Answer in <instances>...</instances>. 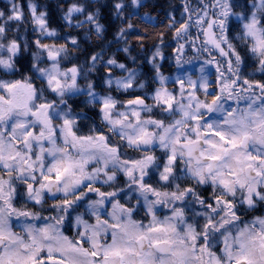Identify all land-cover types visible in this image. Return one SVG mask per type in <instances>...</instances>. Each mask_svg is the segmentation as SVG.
<instances>
[{"label": "snow or ice", "instance_id": "obj_1", "mask_svg": "<svg viewBox=\"0 0 264 264\" xmlns=\"http://www.w3.org/2000/svg\"><path fill=\"white\" fill-rule=\"evenodd\" d=\"M27 7L28 17L14 0L0 11V264H264V0H184L174 61L198 60L200 75L170 89L157 48L150 95H135L145 84L115 58L69 66L77 37ZM129 7L146 5L114 4L118 16ZM63 20L103 36L84 4ZM99 63L111 66L104 94L89 79ZM113 67L127 74L113 78ZM78 95L99 125L81 123L69 103Z\"/></svg>", "mask_w": 264, "mask_h": 264}, {"label": "trees", "instance_id": "obj_2", "mask_svg": "<svg viewBox=\"0 0 264 264\" xmlns=\"http://www.w3.org/2000/svg\"><path fill=\"white\" fill-rule=\"evenodd\" d=\"M11 2L12 0H0V11L7 15L11 8ZM14 2L23 8L25 16L28 17L29 0H14ZM33 2L48 11L50 25L56 28L62 37L75 36L79 40L81 50L71 54L73 60L66 62L69 66L73 61L85 66L88 58L95 53H101L105 61L115 58L119 63L125 64L128 69L135 70L138 73V83L145 84L144 89L137 87L135 95H141L145 92L150 95L151 91L159 86L156 70L153 63L150 62L157 48L164 56L163 60L157 59L160 72L164 76L174 78L178 70L181 69L177 67L174 61L177 45L171 20L172 17H175L177 21L182 19L184 0H142L146 7H129L122 16H118L114 9L117 0H33ZM73 2L84 4L89 11L94 13L99 12V20L104 25L102 38H97L94 29L88 25L79 29L65 25L63 13L68 5ZM130 2L131 0H125L126 5H130ZM189 3L191 4V0ZM80 19H83V16ZM128 23L133 25L131 29L127 28ZM121 28L126 29L123 39L118 38ZM192 31L194 33V29ZM25 35L32 38L31 25L27 26ZM124 48H127L128 51H123ZM29 59L30 57L25 58L22 62L21 72L27 70ZM250 63H253L254 67V62L249 61ZM108 67L111 66L99 63L95 71L89 73V79L95 82L96 91L100 94L109 91L104 84V78L108 75ZM111 73L113 78L127 74L114 67L111 69ZM172 85L173 88L177 87L174 83ZM112 94L123 100L129 98L132 93L131 91L129 93L113 91ZM86 100L84 95H78L72 97L69 103L75 112L88 117L87 121H81L82 124L94 122L99 125L98 108L88 105ZM81 130L86 132L87 127ZM204 190L201 192L202 194L207 192Z\"/></svg>", "mask_w": 264, "mask_h": 264}, {"label": "rangeland", "instance_id": "obj_3", "mask_svg": "<svg viewBox=\"0 0 264 264\" xmlns=\"http://www.w3.org/2000/svg\"><path fill=\"white\" fill-rule=\"evenodd\" d=\"M199 3V0H191V4H193L192 7H196ZM195 29H194V33H195ZM190 54L189 52L186 50L185 52V56L188 57ZM200 62L198 60H193L191 63H186L183 65V67H180L181 69L178 70V73L176 74L177 75H180L182 77H185L187 78L188 76H191L193 79H196L199 75H200ZM213 73H214V69L211 70ZM247 71L249 73H252L254 71V67H253V63H250L249 64V67L247 69ZM255 76L259 79L261 77V74L259 72H255ZM175 78V77H174ZM174 78L170 79L169 80V86H170V89L173 88V80ZM209 79L211 80V76L209 77ZM175 85V84H174ZM178 87V85H177ZM148 102V101H147ZM123 180V178L121 177V181ZM201 192L204 190L203 188L199 189ZM205 192V190H204ZM204 196H209L210 195V190H208L206 193L203 194ZM143 214L141 213V216ZM147 219V218H145Z\"/></svg>", "mask_w": 264, "mask_h": 264}, {"label": "flooded vegetation", "instance_id": "obj_4", "mask_svg": "<svg viewBox=\"0 0 264 264\" xmlns=\"http://www.w3.org/2000/svg\"><path fill=\"white\" fill-rule=\"evenodd\" d=\"M44 214H45V215H48V214H49V212H47V211H46ZM69 234H71V233H69Z\"/></svg>", "mask_w": 264, "mask_h": 264}]
</instances>
